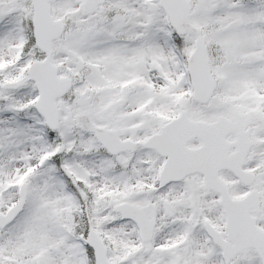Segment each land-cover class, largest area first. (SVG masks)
I'll return each mask as SVG.
<instances>
[{
	"label": "snow or ice",
	"instance_id": "obj_1",
	"mask_svg": "<svg viewBox=\"0 0 264 264\" xmlns=\"http://www.w3.org/2000/svg\"><path fill=\"white\" fill-rule=\"evenodd\" d=\"M0 264H264V0H0Z\"/></svg>",
	"mask_w": 264,
	"mask_h": 264
}]
</instances>
